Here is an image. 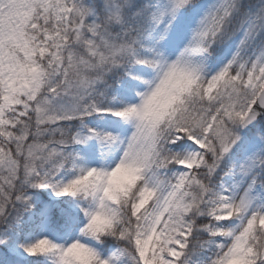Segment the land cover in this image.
Wrapping results in <instances>:
<instances>
[{
  "label": "snow or ice",
  "instance_id": "snow-or-ice-1",
  "mask_svg": "<svg viewBox=\"0 0 264 264\" xmlns=\"http://www.w3.org/2000/svg\"><path fill=\"white\" fill-rule=\"evenodd\" d=\"M0 264H264V0H0Z\"/></svg>",
  "mask_w": 264,
  "mask_h": 264
}]
</instances>
